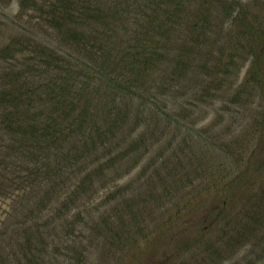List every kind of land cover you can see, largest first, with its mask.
<instances>
[{"label": "trees", "instance_id": "1", "mask_svg": "<svg viewBox=\"0 0 264 264\" xmlns=\"http://www.w3.org/2000/svg\"><path fill=\"white\" fill-rule=\"evenodd\" d=\"M9 2L0 0V8ZM19 6L18 18L37 15L51 33L46 40L15 36L13 46L0 50V58L9 61L0 84V181L22 174L23 183L47 188L48 200L61 190V211L74 219L62 225L66 237L91 227L82 216L79 193L90 199L105 172L114 167L119 172L118 163L129 156L135 167L150 150L152 138L141 122L149 112L163 121V132L175 123L185 145L194 142L201 157L190 156L189 166L181 162L183 168L215 172L210 159L216 161L219 152L247 171L258 156L255 169L264 168V0H20ZM187 94L195 107L220 101L234 118L257 102L260 117L252 116L253 139L239 143L229 127L219 128V114L193 133L184 112L170 113L169 108L183 105L177 99ZM246 178L242 171L231 187L240 189ZM263 178L264 173L256 181ZM67 185L77 189L68 193ZM216 186L214 182L209 190ZM126 191L122 187L109 196L101 214L105 225H94L97 236L112 231L111 244L122 243L127 231L123 209L127 206L130 213L131 204ZM245 191L237 197L226 190L221 220L230 204L236 209L230 220H235L209 219L208 229L220 230V222L225 226L215 241L201 243L213 247L220 242L231 250L259 246L263 232H253L264 229V187L253 195L251 189ZM51 209L44 198L34 203L13 228L8 245L0 243V264L53 263L48 260L50 238L60 230L54 228L57 218L48 216ZM5 236L0 233V239Z\"/></svg>", "mask_w": 264, "mask_h": 264}, {"label": "rangeland", "instance_id": "2", "mask_svg": "<svg viewBox=\"0 0 264 264\" xmlns=\"http://www.w3.org/2000/svg\"><path fill=\"white\" fill-rule=\"evenodd\" d=\"M19 1L10 0V4L5 8H0V50L6 45L13 46L15 36H35L31 40H37L38 37L46 40L51 33L42 27L37 15L26 14L18 18ZM8 62L0 58V84L4 82V73L8 72ZM12 63L17 62L12 60ZM247 67L245 64L238 75L239 81L243 79ZM189 94L183 96V99H177L183 105L171 104L169 108H173L170 113L178 114L181 110L184 112L182 115H186L184 120L187 122V128L193 133L212 124L219 114L218 120L222 123L219 128L229 127L227 129L231 134L239 137V143L253 139L251 124L254 119L252 116L258 114L257 102L244 114L238 113L234 118L222 110L223 104L220 101L214 102L212 106L195 107L189 101ZM172 96L176 97L174 93ZM160 108L163 111V103ZM132 122L134 119L130 120V123ZM141 122H146L143 128L147 137L152 138L150 150L138 157L135 167H132L135 164L133 156H129L125 161L118 163L119 172L115 171L116 167L105 172L106 177L95 182L90 199H87V194L79 193V202L84 205L81 209L82 216L91 227L82 225L85 230H82V233L77 231L76 236L66 237L65 231H61L65 230L62 225L74 221L73 215L69 216L65 211H61L63 201L57 199L61 190L57 189L48 200L45 193L47 188L40 189L36 185L23 183L25 180L22 179V174H10L4 180L1 177L3 181H0V233L6 236L5 239H0V243L8 245L7 242L14 237L11 234L13 228L24 219V214L33 208L35 202L44 198L52 205L48 216L53 220L57 218L54 228L60 230L58 236L50 238L51 254L48 260H54L52 264H264V239L256 248L249 243L234 250L223 247L220 242H214L213 247L201 243L204 239L215 241L222 234L225 226L223 222L227 223L231 216H236V209L230 204L228 216L221 220L222 209L227 206L224 204L226 190H232L240 197L247 189H251L253 195L264 187V180L256 181L260 174L264 173L261 164L255 169L258 165L255 162L260 161L258 156L251 162L247 171L242 167H235L229 158L219 152L216 161L210 159L212 165L216 166L215 172L205 174L200 169L197 172L194 169L192 172L189 168L182 167L183 162L189 166V157H201L200 152L193 141L185 145L184 135H178L180 132L176 131L175 123L163 132V121L157 120L150 112ZM186 131L185 129V133ZM249 149L252 154V148ZM182 169L186 171L183 172ZM1 171L6 172L7 169L2 168ZM187 171L191 172L190 180ZM242 171L248 181L244 182L240 189L237 185L231 187L237 174L240 175ZM23 177L25 179V176ZM213 181L217 189L209 190L214 184ZM68 185L64 186L68 193L77 189ZM122 187L127 188L125 198L128 199L127 204H131L130 213L127 206L123 209L127 231L121 234L122 243L111 244L112 231L107 229L104 237L97 236L94 225H105L101 214H105L108 207L104 205L107 204L109 196ZM167 190V194H170L169 205L166 204ZM185 200L191 205L185 204ZM241 206L242 204L237 210H240ZM77 212L78 210L73 211ZM209 219L223 221L220 222V230L218 227L215 230V226L208 229L206 224L210 222ZM233 220L235 219L230 222ZM53 222L51 220L50 224ZM260 231L263 233L258 236L264 237V229H257L253 234ZM258 241L260 239H256V242ZM217 252L219 254H216Z\"/></svg>", "mask_w": 264, "mask_h": 264}]
</instances>
